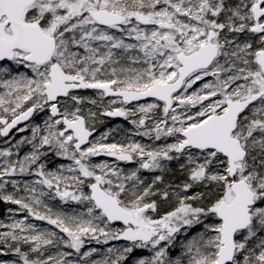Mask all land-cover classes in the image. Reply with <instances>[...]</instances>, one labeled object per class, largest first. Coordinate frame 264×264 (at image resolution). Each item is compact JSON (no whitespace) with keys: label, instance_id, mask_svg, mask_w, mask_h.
<instances>
[{"label":"snow or ice","instance_id":"1","mask_svg":"<svg viewBox=\"0 0 264 264\" xmlns=\"http://www.w3.org/2000/svg\"><path fill=\"white\" fill-rule=\"evenodd\" d=\"M0 137V264H264V0H0Z\"/></svg>","mask_w":264,"mask_h":264},{"label":"trees","instance_id":"2","mask_svg":"<svg viewBox=\"0 0 264 264\" xmlns=\"http://www.w3.org/2000/svg\"><path fill=\"white\" fill-rule=\"evenodd\" d=\"M125 122H112V121H108L105 119V117H102L101 118V122L98 123L97 125V129H98V133L99 132H104L106 131L107 129H110V128H115L117 126L119 127H125ZM132 128V126L130 125L129 126V130ZM27 135V134H25ZM23 135V136H25ZM21 137H18V138H13V139H19ZM119 137H117L118 139ZM135 139V138H134ZM137 140H140V139H137ZM141 142L143 143H148L147 139L144 138L143 140H140ZM1 142V141H0ZM1 143H4V142H1ZM6 146V145H5ZM27 149H25L26 151ZM125 169H131V168H134L135 165L133 167H127V166H121ZM150 174L148 173H145V176H148ZM17 179H20V180H33L35 179V177H29V176H24V177H16ZM53 207L56 208L58 206V202H51ZM65 209H70V208H73V207H77L76 205H68V206H64ZM8 208H12V209H17L18 206L16 205H10V204H5L4 202H0V222H3V223H11L13 219H19V215L18 214H15V213H9L7 211ZM23 213V212H22ZM25 214V213H24ZM23 218V217H22ZM39 227L41 228H45V227H48V228H51V226L47 225L46 222L44 221H41L38 223ZM5 229H0V231H4ZM124 243L126 242H123V241H112L110 242V245H107V246H101V245H90V246H95V247H98V248H101V250L103 251L106 247L108 246H113V247H118V246H121L123 245ZM137 252L139 253H142L143 255H148L149 253L147 252V250H137Z\"/></svg>","mask_w":264,"mask_h":264},{"label":"water","instance_id":"3","mask_svg":"<svg viewBox=\"0 0 264 264\" xmlns=\"http://www.w3.org/2000/svg\"><path fill=\"white\" fill-rule=\"evenodd\" d=\"M33 118V117H32ZM32 118H31V120H32ZM105 119L106 120H108V121H115V122H123V118L122 117H105ZM30 120V121H31ZM29 123V121H25V122H22V124L21 125H19L18 127H22V126H24L25 124H28ZM17 131L15 130V129H13V131L10 133V136H9V138L12 136V135H14V133H16ZM21 133H18V134H16V135H18V136H21L20 135ZM8 138V139H9ZM0 139L2 140V141H5V139L6 138H3V137H0ZM97 162H100V161H104V160H107V161H109L110 163L111 162H113V158H111V157H106V156H100V157H96V158H94ZM121 165H124V166H127V167H133L134 166V164H125V163H123V162H121Z\"/></svg>","mask_w":264,"mask_h":264},{"label":"rangeland","instance_id":"4","mask_svg":"<svg viewBox=\"0 0 264 264\" xmlns=\"http://www.w3.org/2000/svg\"><path fill=\"white\" fill-rule=\"evenodd\" d=\"M43 118H44V114H40L39 116H34L33 117V119L31 120V123H41L42 124V120H43ZM124 122H125V127H122V128H125V129H128L129 130V126L131 125L130 124V122H128V121H125V120H123ZM132 126V125H131ZM133 129V126H132V128L130 129V130H132ZM27 135H30V132H25ZM133 138H135V139H140V140H143L144 138H141V137H133ZM5 146V144L4 143H1L0 142V147H4ZM19 215V219L20 218H22L23 217V215H25L24 213H19L18 214ZM28 222H31V223H34V224H36L37 226H39L38 225V223L39 222H41V221H37V220H35L34 218H29V221ZM90 246V245H89Z\"/></svg>","mask_w":264,"mask_h":264},{"label":"flooded vegetation","instance_id":"5","mask_svg":"<svg viewBox=\"0 0 264 264\" xmlns=\"http://www.w3.org/2000/svg\"><path fill=\"white\" fill-rule=\"evenodd\" d=\"M32 119H33V118H32ZM30 122H31V121H30ZM30 122H29V123H30ZM112 122H114V121H112ZM29 123H28V124H29ZM16 134H18V132L14 133V135H12L9 139L22 137V136L25 135L26 133H21V134H22V135L20 134L21 136H18V135H16ZM0 141H1V142H4V141H2L1 139H0ZM121 166H123V165H121Z\"/></svg>","mask_w":264,"mask_h":264}]
</instances>
